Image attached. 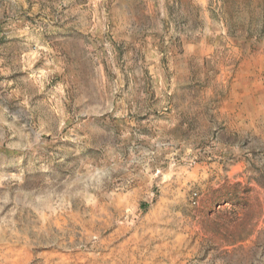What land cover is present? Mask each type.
I'll use <instances>...</instances> for the list:
<instances>
[{"label":"rangeland","instance_id":"1","mask_svg":"<svg viewBox=\"0 0 264 264\" xmlns=\"http://www.w3.org/2000/svg\"><path fill=\"white\" fill-rule=\"evenodd\" d=\"M0 264H264V0H0Z\"/></svg>","mask_w":264,"mask_h":264}]
</instances>
